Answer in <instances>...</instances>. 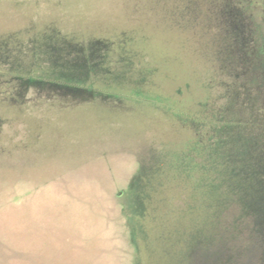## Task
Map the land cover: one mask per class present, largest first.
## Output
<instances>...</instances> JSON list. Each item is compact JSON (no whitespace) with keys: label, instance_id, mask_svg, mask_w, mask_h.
Instances as JSON below:
<instances>
[{"label":"rangeland","instance_id":"rangeland-1","mask_svg":"<svg viewBox=\"0 0 264 264\" xmlns=\"http://www.w3.org/2000/svg\"><path fill=\"white\" fill-rule=\"evenodd\" d=\"M231 1L0 0V63L69 91L32 112L0 104V264H195L214 166L237 155L192 138L226 108L238 121L254 79L235 68ZM240 17L241 37L264 36L263 4Z\"/></svg>","mask_w":264,"mask_h":264},{"label":"trees","instance_id":"trees-1","mask_svg":"<svg viewBox=\"0 0 264 264\" xmlns=\"http://www.w3.org/2000/svg\"><path fill=\"white\" fill-rule=\"evenodd\" d=\"M231 2L232 6L224 8V16L226 12L229 27L237 30L239 35V49L235 48L233 51H238L239 54L234 56L237 60L234 61L235 68L238 67L241 75L247 77L252 73L254 79L253 82H248L247 90L235 93L233 100L243 111V116L238 121L228 119L229 110L226 108V119L212 127L211 137L202 142L198 138H192L198 150H206L209 143L219 142L235 148L237 155L233 159L224 157L221 163L214 166L215 175L211 180L219 201L213 208H204V211L211 212L209 218L201 222L198 230L195 264L207 263L209 257H214L216 264H221L223 260L227 264H264V36L256 24L249 29L248 38L260 43L263 52L260 55L252 53L254 49L249 46L252 52L247 53L246 61L240 35L244 30L239 28L242 20L240 13H246L249 17L253 8L262 9L264 0ZM256 71L259 76L254 73ZM253 86L263 91L258 90L256 94ZM202 160L207 161L206 158ZM224 168L226 176L222 175ZM184 260L186 264L188 256Z\"/></svg>","mask_w":264,"mask_h":264},{"label":"flooded vegetation","instance_id":"flooded-vegetation-1","mask_svg":"<svg viewBox=\"0 0 264 264\" xmlns=\"http://www.w3.org/2000/svg\"><path fill=\"white\" fill-rule=\"evenodd\" d=\"M241 38L245 48L244 53L246 61L248 60L247 53L250 51L252 52L250 49H254V52L252 53L257 52L258 55L263 52L260 43L251 41V39L247 37ZM249 46L251 47L250 49L248 48ZM259 46H261V48H259ZM80 53L83 67L87 69L90 65V60L88 59L89 56L86 55L88 52L80 49ZM75 62L78 66L79 63H77V61ZM39 80L40 78H38V80L34 79L30 74H25L22 77H19V75L17 76V74L14 75L11 70L8 71L7 63H0V104L2 107L4 106L10 110L17 109L20 111L22 109L26 112H32L42 106H53L57 103L60 106V100H58L60 98L65 102L68 101L67 95L69 91L63 89L62 86L53 89H46L45 86H43L44 84L40 83Z\"/></svg>","mask_w":264,"mask_h":264}]
</instances>
